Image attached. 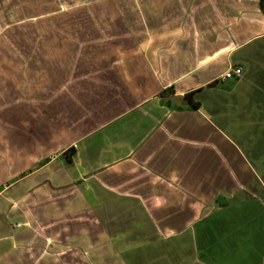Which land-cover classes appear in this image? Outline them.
Wrapping results in <instances>:
<instances>
[{
  "label": "crops",
  "instance_id": "1",
  "mask_svg": "<svg viewBox=\"0 0 264 264\" xmlns=\"http://www.w3.org/2000/svg\"><path fill=\"white\" fill-rule=\"evenodd\" d=\"M94 1L0 0V264H225L263 195L213 117L264 139L259 1Z\"/></svg>",
  "mask_w": 264,
  "mask_h": 264
},
{
  "label": "rangeland",
  "instance_id": "2",
  "mask_svg": "<svg viewBox=\"0 0 264 264\" xmlns=\"http://www.w3.org/2000/svg\"><path fill=\"white\" fill-rule=\"evenodd\" d=\"M69 2L71 6L77 7L80 5L79 2L83 3L86 1L69 0ZM94 2H95L94 0L90 1L89 3L86 4V6L90 4L91 7H95L96 5L94 4ZM24 20L25 19H23V23H27V21L26 20L24 21ZM16 34H17L16 37L18 39L19 33L16 32L14 34V31L10 30L8 31L6 37L8 40H12V39H15L14 36ZM45 35L47 34L40 31L38 33L37 38L43 39L45 38ZM22 36L27 41L35 39L34 33H28L24 31ZM25 48L26 49L24 51H27L28 54H31V51L33 49L31 47H25ZM227 81L228 83H232L235 81V79L231 78V79H228ZM234 110H238V107L236 106V108L231 111V119H230V114L228 115L229 117L224 115V119L222 118V116H217L216 114H214L213 122L215 124H218L217 126L220 127L219 130L221 131L223 130L225 134L227 133L230 136V139L232 142V144L230 145L231 146L230 151H231L232 156H235L238 160L240 158L246 159V161L239 160L242 168L244 169V172L246 175L245 177L247 178L246 182H248L250 185L259 189L263 197L261 200V210L259 212V215L257 216L258 219H255L253 217L252 222H250L249 227L246 226L247 234H248L247 236L253 237V238H250L249 240H247L245 245L243 246L239 245L237 247H233L235 248L233 249V251L234 250L236 251L233 252L232 254H230L229 252L231 251H229L227 255H223V256L220 255V257L219 256H217L218 258L213 257V259H217L220 261V263H225V264H260L261 263L260 257H257V262H255L254 255H253L254 253L251 255L250 250H255V247H256L259 251L261 250L264 251V191L261 190L260 188V186H262V183L264 184V139H262V142L260 143L257 141L254 142L255 138L253 136V132H254L253 129L251 130L250 128L245 127L247 123H244L243 119H240L241 113L239 111H234ZM244 120H246V118ZM240 121H242V123ZM247 144H250V145H247ZM251 167L253 169L254 168L256 169V172H257L256 174L252 170ZM257 174L259 175V178ZM253 194L254 193H251V195ZM248 198H250V195ZM251 201L252 202L248 203L246 208L244 209L248 215H250L252 211L254 212L253 205L255 204H252L254 203L253 200ZM236 211H238L239 214L240 213L244 214L241 208L239 209V208L232 207V209L229 211V214H228L229 218H233V214ZM215 237H216V233H215ZM215 243H216L215 250H217V245L220 244L218 236H217ZM227 248H230V246H227ZM262 260H263L262 264H264V257H262Z\"/></svg>",
  "mask_w": 264,
  "mask_h": 264
},
{
  "label": "built area",
  "instance_id": "3",
  "mask_svg": "<svg viewBox=\"0 0 264 264\" xmlns=\"http://www.w3.org/2000/svg\"><path fill=\"white\" fill-rule=\"evenodd\" d=\"M242 68L240 66H232L227 68L225 71H223L219 77L222 80L225 79H231V78H237L240 77L242 74Z\"/></svg>",
  "mask_w": 264,
  "mask_h": 264
},
{
  "label": "trees",
  "instance_id": "4",
  "mask_svg": "<svg viewBox=\"0 0 264 264\" xmlns=\"http://www.w3.org/2000/svg\"><path fill=\"white\" fill-rule=\"evenodd\" d=\"M259 1V6L261 11L264 13V0H258ZM187 98H190V95H186ZM191 99V98H190ZM74 148L70 147L68 148L66 151H64V153L62 154V157L64 158L66 163H71V157L74 154Z\"/></svg>",
  "mask_w": 264,
  "mask_h": 264
}]
</instances>
